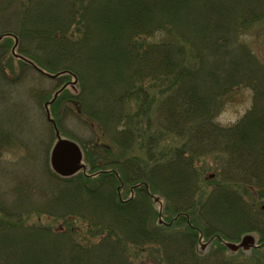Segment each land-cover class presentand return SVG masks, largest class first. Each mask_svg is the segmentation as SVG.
I'll use <instances>...</instances> for the list:
<instances>
[{
	"label": "trees",
	"instance_id": "obj_1",
	"mask_svg": "<svg viewBox=\"0 0 264 264\" xmlns=\"http://www.w3.org/2000/svg\"><path fill=\"white\" fill-rule=\"evenodd\" d=\"M66 1L62 10L67 19L60 24L58 39L52 40V44H58L60 57L65 61L72 60L73 50L82 51L87 44L83 35L92 33L91 27L95 30L100 29L98 25L106 24L109 33L122 32L120 40L125 42L124 49L115 53L120 65L109 66L114 75L108 78L120 83L116 82L108 89L104 106L95 101L94 107L90 105L89 117L94 115L103 125L104 121L95 114L106 108L107 119L112 123L107 135L125 151L131 150L135 140L131 125L135 121L137 127L145 118L152 129L154 126L164 133L181 137L183 142L180 147H174L169 156L165 155V160H160L155 158L154 141L149 139L146 145L149 164L134 169L136 166L117 157L109 144H84V152L88 151L85 172L70 177L52 174L61 186H70V189L59 186L64 199L60 201L59 197L57 205L70 201V196L75 199L76 194L79 200H73L76 210L83 212L89 203L107 202L108 198L111 214L116 217L114 220L118 219L117 225L95 224V228L90 226L88 231H81L80 227L71 224L58 230L52 226H16L15 223L14 226H0V254L6 251V257H0V264H129L131 251H144L146 242L162 248L166 264H233L224 256L219 257L228 237L214 229L212 220L205 219V215L227 217L231 213L237 218L233 227L247 226L249 232L258 234L257 245L251 250L256 253L263 250L259 253L264 255V203L257 204L259 198H264V63L240 45L238 38L250 23L264 18V0H203L215 15L212 26L206 28L218 29L221 44L226 43V37L233 38L232 48L227 53L232 65L219 68L223 73L220 84L229 82L233 86L236 80L245 81L254 94L251 107L228 126L214 121L216 114L211 109L215 106H210L229 85L215 88L219 83L216 72H209V68L202 72L201 41L186 35L185 15H195L200 0H106L104 4L100 0ZM77 18V32L81 34L77 40H72L73 43L66 39L65 28ZM217 22L219 26L216 27ZM108 48H113L110 41ZM190 55L193 59L188 63ZM109 61L116 62L115 56L110 55ZM70 65L72 67L67 65L65 70L61 69L62 73L58 72L60 81L65 77L74 79L61 85L59 97L68 86L73 87L79 82L86 94L84 76H79L78 68ZM146 78L169 81L171 88L158 101L155 96L146 100L147 86L143 85ZM132 99H138V109L136 113H127L126 105ZM57 100L52 103L54 106ZM85 103V109L89 110ZM210 153L223 156L220 181L207 195L200 190L206 198L195 202L194 196L199 190L195 159ZM117 188L120 191L132 189L134 194L123 199ZM254 190L257 195L250 194ZM247 195L254 200H246ZM151 197L156 201H160V197L171 201L165 212L170 214L169 217L177 215L172 224L149 227L152 226L149 218L152 219L154 213L149 203ZM76 210L64 213L60 218L68 220L80 216L82 212L76 214ZM0 211L8 217H16L5 209ZM165 225V229L178 228V231L171 235L164 230ZM201 235L210 239L207 243L214 240V246H219L205 255L206 258L197 252Z\"/></svg>",
	"mask_w": 264,
	"mask_h": 264
},
{
	"label": "rangeland",
	"instance_id": "obj_2",
	"mask_svg": "<svg viewBox=\"0 0 264 264\" xmlns=\"http://www.w3.org/2000/svg\"><path fill=\"white\" fill-rule=\"evenodd\" d=\"M100 1L102 4L106 3V0ZM66 3V0H0V209L16 215V217H8L0 211V220L4 222H0V226H14L15 223L16 226H52L54 230H58L71 224V226L80 227L81 231H88L87 228L90 226L95 228V224L97 226L117 225L115 221L118 219L114 220L115 216L111 214L113 211L109 208L108 198L107 202L98 200L96 203H89L90 206H87L86 211L83 212L76 210L75 202L79 201L76 194L75 199L70 196L68 197L70 201L57 205V202L64 199L61 198L59 186L62 189H70V186H61V183H58L52 175H56V172L52 169L50 154L56 137L52 124L47 119L44 103L50 100L54 92L66 81L73 82V77H65L60 81L57 76L51 74L59 75L58 72L65 70V66L72 67L71 63L78 68L76 73L84 76L86 94H84L81 82L73 87L68 86L65 93L63 92L61 97L56 98L58 103L56 106L52 104L50 111L52 117L58 122L62 132L61 137L72 139L74 143L80 145L84 153L81 157L82 162H86L88 158V151L84 152V144L92 142L109 144L110 150L116 152L117 157L136 166L133 169L139 165L149 164L146 152L149 139L154 141L155 158L160 160H165L167 154L169 156L170 151L180 147L183 142L181 137L164 133L154 126L152 129V125L149 127L147 118H145L137 124V127L134 126L135 121L131 125L134 129L135 140L131 150L125 151L116 146L107 135L112 123L107 119L109 115L106 108L95 114L105 124H99L100 121L94 115L92 118L89 117L90 105L94 107V101L96 104L99 103V106L103 105L108 98V89L112 88L116 82L120 83L117 79L114 82L108 78L109 75H114L109 66L118 67L120 65V59H117L118 55L115 53L124 49L125 42L120 40L122 32L109 33L106 30L108 26L106 24L98 25L100 29L94 30V27H91L92 33L91 31L88 32L89 34L85 32L83 35V40L87 44L82 51L73 50L72 60L65 61L60 57L58 44H52L54 43L52 40L58 39L60 24L62 20L67 19V14L64 16V10H62ZM196 7L195 15H185L186 35H192L194 39L201 41L202 72L208 68L209 72L215 71L219 82L215 88L227 87L229 82L220 84L223 82V73H220V69L232 65L227 53L232 48L233 38L228 36L226 43L221 44L218 41L220 38L218 29L208 30L206 28L214 23L213 16L215 15L212 10L203 0H200ZM77 20L78 18L73 19L72 23L65 28L67 40H77L80 37L81 33L77 32ZM249 25L245 33L238 36L240 45L246 47L259 62L264 63V18ZM217 26H219L218 22ZM37 35L39 38L36 37ZM16 36L18 43L15 40ZM109 41L113 43V48H108ZM75 47L78 50V46L75 45ZM229 54L231 56V53ZM110 55L115 56L116 62L109 61ZM192 59V55L188 56L187 62L189 63ZM213 66L218 68V71ZM143 80V85L147 86L146 97H144L146 100H152L155 96L158 101L171 88L169 81L160 82L150 80V78ZM236 81L233 86H228L229 89L221 91L222 93L218 94L216 100L211 101L210 107L215 106V109H211L215 110L214 121L223 126L235 123L253 103V90L245 81ZM84 100L88 103L87 109L89 110L85 109ZM126 108H128L127 113H136L138 99L130 100ZM221 159L223 160L222 154L214 153L195 159L199 188L194 196L195 202L206 198L203 197L201 191H205L207 195V192L220 181ZM130 190L128 188L121 190L120 197L129 198L134 194L132 189ZM256 191H250V194L257 195ZM251 195H247L246 200H254L251 199ZM170 202L166 197H160V201L149 198L153 212H156L153 213L152 219L149 218V222L152 223L150 228L174 222L177 215L169 217L170 214L165 212V207L171 204ZM263 203L264 198L257 200L258 205ZM62 208H68V210H61ZM75 210L76 214H80L77 213L78 211L82 212L80 214L82 217H69L68 220L60 218L62 214L75 212ZM206 218L212 220L214 229L224 232L228 237V242L232 244L229 247L224 246L219 257L224 256L233 264H264V255L259 253L263 250L256 253L250 248L241 249L235 246V243L241 241L243 236L250 235L257 239L258 234L249 232L246 229L247 226L233 227V223L237 220L234 213L227 217L205 215ZM121 227L124 229V226ZM165 227L166 225L163 226L164 230L170 232L171 235L178 231V228L165 229ZM125 233L128 234V232ZM200 237L197 252L206 258L205 255L214 252L219 246H214V240L207 243L210 239L206 240L202 235ZM5 239L7 240V237ZM145 244L144 251H138L135 248L131 251L128 255L129 264H158V262L166 264L162 248L153 243L146 242ZM5 255L6 251L0 254V257L5 258Z\"/></svg>",
	"mask_w": 264,
	"mask_h": 264
},
{
	"label": "water",
	"instance_id": "obj_3",
	"mask_svg": "<svg viewBox=\"0 0 264 264\" xmlns=\"http://www.w3.org/2000/svg\"><path fill=\"white\" fill-rule=\"evenodd\" d=\"M80 159L81 151L76 143L66 139L58 140L52 152V165L57 171L63 174L71 173ZM249 239L248 236L244 237L241 245L247 243Z\"/></svg>",
	"mask_w": 264,
	"mask_h": 264
}]
</instances>
